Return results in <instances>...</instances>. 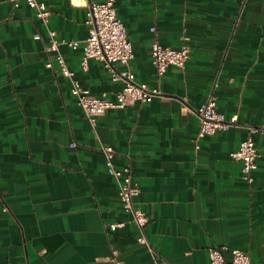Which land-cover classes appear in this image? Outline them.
Returning <instances> with one entry per match:
<instances>
[{
    "label": "crops",
    "instance_id": "obj_1",
    "mask_svg": "<svg viewBox=\"0 0 264 264\" xmlns=\"http://www.w3.org/2000/svg\"><path fill=\"white\" fill-rule=\"evenodd\" d=\"M44 1L47 25L25 3L0 0V264H150L104 147L130 166L145 232L168 264H211L210 247L264 264V134L250 133L264 128V0H114L133 48L129 68L160 94L95 123L57 56L91 94L116 98L123 82L98 60L81 63L88 7L106 0ZM154 40L190 48L185 66L161 80ZM211 95L237 124L201 136L198 109ZM250 135L260 156L247 181L231 152Z\"/></svg>",
    "mask_w": 264,
    "mask_h": 264
},
{
    "label": "built area",
    "instance_id": "obj_2",
    "mask_svg": "<svg viewBox=\"0 0 264 264\" xmlns=\"http://www.w3.org/2000/svg\"><path fill=\"white\" fill-rule=\"evenodd\" d=\"M15 8L25 3L34 9L37 16L48 24L50 11L44 0H10ZM243 3L246 0H242ZM86 24L89 27V34L85 40L82 66L87 68L89 60L102 62L104 68L113 82L122 81L123 89L116 94L115 99L94 96L74 80V72L68 69L63 56L58 55L57 61L62 73L73 81L72 95L76 98L77 104L83 109L87 118L95 123L111 108H122L136 102H151L155 95L160 94L158 88L149 89L146 83H139L135 80V74L130 70V61L134 57L131 42L127 38V30L124 22L118 17L114 0H106L103 3H91L88 7ZM51 37L50 50L56 51L58 42L55 40V32L49 31ZM40 36L36 34L35 39ZM76 48L78 42L68 43ZM152 63L156 70L158 80L167 72L171 66L183 68L190 57V48L183 44L178 50L162 45L158 40L151 44ZM48 63L47 67H51ZM123 68V69H121ZM199 133L201 136L213 135L217 131H225L237 124V117H227L219 112L216 98L211 95L207 101L198 109ZM251 134L262 133L264 128H250ZM107 166L110 173L118 180V197L125 211L132 215L137 226V243L144 247L150 255V264H168L167 261L153 248L145 232L148 218L143 210L135 205L134 196L137 193V186L133 182L131 168L128 165L117 166L114 162L115 152L110 147H104ZM231 156L242 162L244 179L252 181V172L257 166V159L260 156L256 143L250 135L244 139L237 150L231 152ZM123 224H111L110 229H115ZM211 264H252L250 256L245 251L232 248L231 258L227 260L221 249L210 247L208 249ZM114 257V256H113ZM117 264L115 257L114 259Z\"/></svg>",
    "mask_w": 264,
    "mask_h": 264
}]
</instances>
